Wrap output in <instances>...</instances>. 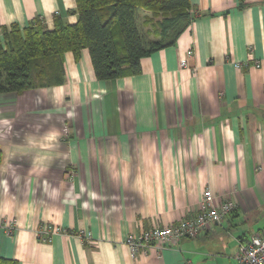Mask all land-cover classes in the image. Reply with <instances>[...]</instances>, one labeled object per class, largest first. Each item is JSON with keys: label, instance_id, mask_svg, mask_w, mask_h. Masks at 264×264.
<instances>
[{"label": "crops", "instance_id": "1", "mask_svg": "<svg viewBox=\"0 0 264 264\" xmlns=\"http://www.w3.org/2000/svg\"><path fill=\"white\" fill-rule=\"evenodd\" d=\"M189 1L197 17L136 75L98 80L82 49L64 53L62 84L0 93V257L237 264L238 244L264 234V0ZM74 8L0 0V26L51 29ZM204 189L235 203L221 223L135 255L123 243L194 216ZM45 227L59 229L43 240Z\"/></svg>", "mask_w": 264, "mask_h": 264}, {"label": "trees", "instance_id": "2", "mask_svg": "<svg viewBox=\"0 0 264 264\" xmlns=\"http://www.w3.org/2000/svg\"><path fill=\"white\" fill-rule=\"evenodd\" d=\"M74 1L73 23L56 16L51 29L39 17L0 26V93L62 84L64 53L79 58L82 49L98 80L136 75L142 57L174 45L197 17L189 0Z\"/></svg>", "mask_w": 264, "mask_h": 264}, {"label": "built area", "instance_id": "3", "mask_svg": "<svg viewBox=\"0 0 264 264\" xmlns=\"http://www.w3.org/2000/svg\"><path fill=\"white\" fill-rule=\"evenodd\" d=\"M191 53V50H188ZM180 65L186 67V62ZM238 66V64H236ZM235 208V203L230 199L214 202V196L209 189H204L198 212L191 217H184L168 226L151 227L140 231L138 234H127L123 243L135 255L145 252L149 247L160 248L182 238H195L207 227L221 223L224 218ZM59 228L45 227L39 237L49 240L50 234ZM89 239V236L87 237ZM235 258L237 264H264V235L255 234L238 244Z\"/></svg>", "mask_w": 264, "mask_h": 264}]
</instances>
